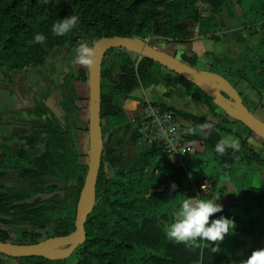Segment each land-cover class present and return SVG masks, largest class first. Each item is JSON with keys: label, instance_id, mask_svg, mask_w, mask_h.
<instances>
[{"label": "trees", "instance_id": "1", "mask_svg": "<svg viewBox=\"0 0 264 264\" xmlns=\"http://www.w3.org/2000/svg\"><path fill=\"white\" fill-rule=\"evenodd\" d=\"M229 3L230 0H0V68L9 71L25 67L37 69L40 74L37 92L45 99L55 84L52 77L56 73L55 63L46 62L51 50H64L81 40L96 41L114 35L151 36L169 42H188L194 37L218 40V17ZM236 3L249 33L257 34L264 27V0H236ZM203 4L208 6L204 12ZM71 14L79 16L78 25L63 36L54 34L53 23ZM37 33L46 36L43 44L35 42ZM180 58L192 66L223 76L237 89L251 111V104L256 103L237 86L245 83L258 98L264 94V37L258 39L251 57L247 52L237 58L205 56L204 62L199 63V56L189 51L181 53ZM161 68L164 67L145 56L136 64L132 53L124 48L107 50L101 67L103 151L95 204L85 224L86 238L66 258L19 257L25 264H231L234 260L232 253L213 252L215 242L197 240L186 244L166 236L165 228L172 219L173 210H164L168 194L161 188L168 181L182 184L186 174L183 166L170 162L160 144H147L141 141L138 130L133 131L134 148L130 160L108 171L107 136L132 125L124 102L139 100L138 110L134 112L138 115L146 102L135 97L133 91L157 85L161 79L170 84H182L186 97L206 104L217 118V122L208 121L192 112L174 109L177 115L197 126H212L207 136L197 131L188 137L203 140L205 150H211L219 160L220 173L234 182L244 204L237 213L223 207L222 213L210 216V221L221 214L234 218L237 226L233 241L238 243L237 237L246 234L251 237L250 253L258 248V216L252 212L261 206L264 198V174L258 184L256 181L261 168L264 169V158L247 141L252 131L240 121L230 119L194 83ZM113 73H116L115 78ZM87 79V69L64 76L60 104L66 113L65 122L45 115L40 127L45 133L46 144L39 156L33 159L19 156L0 141V150L4 152H0L3 168L21 169L31 177H54L65 185L70 184L62 198L53 197L54 204L41 203L42 200H37L36 204L25 202L24 192L19 196V191L13 189L0 192L2 241H11L2 223L22 222L31 227H44L48 237L66 236L75 230L77 202L86 178L88 155L74 147L68 113L71 109L76 111L81 100L74 82ZM107 79L112 81L105 84ZM45 110L48 109L45 107ZM34 113L42 115L40 111ZM222 136L237 137L239 150L227 148L222 155L216 153L214 146ZM212 178L216 186L218 181ZM200 181L195 179L194 183L199 185ZM211 195L202 194L201 197L210 198ZM41 237V232L23 228L18 241L11 242L35 243Z\"/></svg>", "mask_w": 264, "mask_h": 264}, {"label": "crops", "instance_id": "2", "mask_svg": "<svg viewBox=\"0 0 264 264\" xmlns=\"http://www.w3.org/2000/svg\"><path fill=\"white\" fill-rule=\"evenodd\" d=\"M241 13L236 0H230V3L218 17L220 26V32H218L220 38L218 40L194 37L188 42H169L163 39L162 47L154 46L175 56H177V53L193 51L199 56V63L204 62L203 58L205 56L237 58L244 52H247L251 57L255 54L258 39L264 37V27L257 34L251 35L248 26L244 25ZM79 42L70 44L64 50H51L46 61L47 64L55 63L54 65L56 66V73L52 77L59 88V92L57 95L50 96H54L55 103L61 108V98L58 95L60 96L62 91L61 84L64 76L68 73H76L80 69H87L86 66H88L78 62L76 49ZM39 79L40 74L35 68L25 67L17 71L0 68V88H2L0 94L9 95L11 101L4 102L2 100L0 104V141L11 148L17 155L30 159L36 158L44 150L46 136L40 126L45 120V115H53L48 107L50 96L43 99L37 92L36 85ZM74 85L81 100L78 102L79 108L74 111V117L70 118V130L75 149L80 153L88 155V105L85 104V97L88 95V83L87 81L79 80L75 81ZM138 89L142 95L132 94L137 98L145 100L146 104H157L161 107H170L169 109L172 110L192 112L208 121L217 122L216 117L214 118L210 113L209 107L206 104L185 96L184 87L180 83L170 84L165 79H161L157 85H151L146 88L140 87ZM245 93L256 103L251 104L252 112L264 121V94L261 98H258L254 91L249 88ZM58 99L60 100L58 101ZM138 105L139 100L127 99L124 102L126 114L129 115V113L134 112L138 109ZM45 107L48 110H45ZM35 111L42 112V115L35 114ZM63 112L65 113L64 109ZM180 119L185 131L190 136L197 131L203 134L204 128L208 126H197L190 120L182 117ZM257 137L256 134L251 133L247 135V141L264 158V141L262 138L260 140ZM190 140V151L184 156L183 164L181 165L185 169V178L182 184L175 183V189L170 188V191H167V198H177L173 202V211L183 199L189 196L203 198L201 197L202 193L198 191L199 185H196L194 180L202 176H213L216 177L218 182L213 189L205 192V196L209 193L212 194L210 198L220 195L218 203H221L223 207L235 213L240 212L242 206H244L243 201L234 182L225 176V174L220 173L219 160L213 155L211 150H205L203 140ZM82 143H84V146H88L85 152L79 149V145ZM202 153H209L208 157L212 160L210 169L208 167L204 168L203 163L206 160L201 158L200 154ZM195 166H197V169ZM190 167L193 171L190 170ZM263 174L264 169L261 168L260 177H256L257 182ZM172 183V181H168L165 184L171 187ZM252 214L258 216L257 230L260 236L258 248L264 247V198L261 206L253 211ZM171 216L170 223L173 220V215ZM232 237L233 233L226 234L223 241L214 242L219 245L220 250L223 252L234 255V260L231 264H242V260L250 254L251 237L246 234L239 235L237 237L238 243H235Z\"/></svg>", "mask_w": 264, "mask_h": 264}, {"label": "water", "instance_id": "3", "mask_svg": "<svg viewBox=\"0 0 264 264\" xmlns=\"http://www.w3.org/2000/svg\"><path fill=\"white\" fill-rule=\"evenodd\" d=\"M94 55L93 63L87 66L88 83V135L89 151L86 178L82 187L81 196L76 208L75 230L66 236H52L35 243H14L0 239V254L9 257L44 256L51 259H63L69 256L73 250L86 238L85 224L87 216L95 204V192L101 156L103 151V132L101 121V67L108 49L113 47L135 51L159 63L169 71L186 78L210 96L213 103L232 119L238 120L248 127L252 133L264 140V121L257 117L243 103L239 92L223 76L216 72L192 66L175 55L162 51L150 44L146 39L138 36H103L92 45ZM219 85L216 87L210 81ZM227 94L231 102L224 98ZM48 107L53 115L63 121V109L54 101V96L49 97ZM66 246L57 253L46 252L50 245Z\"/></svg>", "mask_w": 264, "mask_h": 264}, {"label": "rangeland", "instance_id": "4", "mask_svg": "<svg viewBox=\"0 0 264 264\" xmlns=\"http://www.w3.org/2000/svg\"><path fill=\"white\" fill-rule=\"evenodd\" d=\"M201 9L204 12L208 9V6L203 4L201 6ZM144 39H146L149 43H151L155 46H161V47L163 46V39L162 38L147 36ZM82 42L88 43L89 46H91V47L94 43V41L81 40L79 42V44ZM130 52L132 53L134 59H136V64H137V61L140 59V57L142 55H140L139 53H137L135 51H130ZM180 55H181V53H177L178 58H180ZM199 65L201 66V64H199ZM161 69L164 72L167 71L165 69V67L161 68ZM115 74L116 73H113V78L116 77ZM111 81L112 80L107 79V81H104V82H105V84H108ZM210 82L213 85H215L216 87H218V85H219L217 82H215L213 80H211ZM237 88L243 94L245 92H247V90H248V87L245 85V83L239 84L237 86ZM1 89L2 88H0V90ZM133 93L138 94V95H142L141 91L138 88L135 89L133 91ZM85 94H86V91H85ZM223 99H225L227 102L228 101L231 102V99H230V97H228L227 94H224ZM2 100L4 102H11L9 95H4L3 93L0 94V104L2 103ZM59 100L60 99H58V101ZM85 104L88 105L87 97H85ZM136 110H138V109H136ZM74 111H75L74 109L69 110L68 122L70 121V118L74 117ZM134 112H131L128 115L130 118V121L132 122L131 127L119 129L116 132L107 136V139H108L107 157L108 158L106 161H107L108 171H112V169L117 167V166L126 165L131 158V154H132L131 152L133 151V148H134L132 133H133V131L137 130V120L136 119L139 117V115H141L140 112L139 113L137 112L138 115H136ZM50 115H52V114H50ZM65 115H66V113H64V116ZM52 116H54V115H52ZM215 119L217 120V118H215ZM64 122H65V120L62 121V123H64ZM211 127L212 126H210V125L206 126L203 130V134L207 135V133L211 130ZM182 129L185 130L184 125H182ZM185 134H187V136H188L187 132ZM257 138L259 139L260 137L258 136ZM188 139H189V137H188ZM260 140H261V138H260ZM189 141H191V140L189 139ZM87 147L88 146H84V143L79 145V149L82 152H85ZM0 152H2L4 154V152L2 150H0ZM208 154L209 153H205V154L202 153V154H200V156H201V158L206 160L203 163L204 168L208 167L210 169L211 164H212V160H210V158L208 157ZM195 167L197 169V166H195ZM190 170L193 171V169L191 167H190ZM193 173H195V172H193ZM212 177L213 176H202V177H199L197 179H200V180L207 179L210 182H212V180H213ZM208 178H210V179H208ZM258 183L259 182H257V184ZM187 184H189V183H187ZM69 186H70V184L65 185L62 181H60L54 177H46V176H44V177H40V176L31 177V175L27 174V172L24 170H21V169H17V170L5 169L2 166H0V192H8L10 189H13L15 191H19V192H17L19 194V196L20 195L22 196V193L24 192V198L23 199L25 202L36 204L37 200H42L41 203L54 204V198L55 197L62 198L64 196V194L67 192V190L69 189ZM164 188H165V191L167 192V191H170L171 187L164 184L161 189H164ZM197 189H198V187H197ZM198 191L201 192L202 194H206L203 190L198 189ZM26 193H29V194L25 196ZM175 200H177V198H175V199L174 198H168L165 202L164 210H173L172 207L174 206L173 202H175ZM94 201H95V198H94ZM78 202H79V200H78ZM78 202H77V205H78ZM1 227L8 231L11 241H18V238L20 237V234H21V231L23 228L35 229L36 231L41 232L42 237L40 238V240L48 237V236H46V228H44V227H31V225L27 224V223H22V222L2 223ZM65 248H66V246L53 244V245H50L46 248V252L57 253V252H61ZM25 263L26 262L24 260L19 259V258L9 257L6 255H0V264H25Z\"/></svg>", "mask_w": 264, "mask_h": 264}, {"label": "clouds", "instance_id": "5", "mask_svg": "<svg viewBox=\"0 0 264 264\" xmlns=\"http://www.w3.org/2000/svg\"><path fill=\"white\" fill-rule=\"evenodd\" d=\"M79 16L71 14L65 16L53 23L52 32L63 36L74 29L79 23ZM37 43L43 44L46 36L43 33H37L34 36ZM78 62L84 65L93 63L94 49L88 43L82 42L77 46ZM227 148L239 150L240 141L235 136H222L215 144L214 151L223 154ZM173 182L171 188L175 189ZM219 196L214 198H197L189 196L183 199L173 211V220L166 225V236L176 242L186 244L196 243L197 240L204 241H223L226 234L236 231L237 223L234 218L221 214L213 217L214 213H222L223 205L218 203ZM213 252L220 251L218 244H213ZM242 264H264V247L256 248L242 260Z\"/></svg>", "mask_w": 264, "mask_h": 264}, {"label": "built area", "instance_id": "6", "mask_svg": "<svg viewBox=\"0 0 264 264\" xmlns=\"http://www.w3.org/2000/svg\"><path fill=\"white\" fill-rule=\"evenodd\" d=\"M140 113L136 120L141 141L160 144L171 163L182 165L184 156L190 151V142L182 129L181 117L174 110L157 104H145ZM213 188V183L207 179L199 183V189L204 192Z\"/></svg>", "mask_w": 264, "mask_h": 264}, {"label": "flooded vegetation", "instance_id": "7", "mask_svg": "<svg viewBox=\"0 0 264 264\" xmlns=\"http://www.w3.org/2000/svg\"><path fill=\"white\" fill-rule=\"evenodd\" d=\"M58 92H59V88H58V86H57V84L55 83L53 86H52V88H51V92H50V94L48 95V96H50V95H57L58 94ZM47 96V97H48ZM46 97V98H47ZM58 97H60L61 98V94H60V96L58 95ZM61 101V100H60ZM63 108V107H62Z\"/></svg>", "mask_w": 264, "mask_h": 264}]
</instances>
